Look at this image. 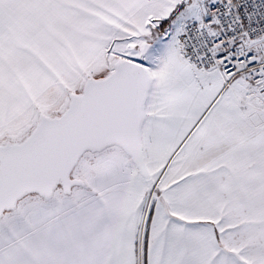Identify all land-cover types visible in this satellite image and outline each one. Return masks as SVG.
<instances>
[{
	"label": "snow or ice",
	"instance_id": "snow-or-ice-1",
	"mask_svg": "<svg viewBox=\"0 0 264 264\" xmlns=\"http://www.w3.org/2000/svg\"><path fill=\"white\" fill-rule=\"evenodd\" d=\"M0 264H264V0H0Z\"/></svg>",
	"mask_w": 264,
	"mask_h": 264
}]
</instances>
